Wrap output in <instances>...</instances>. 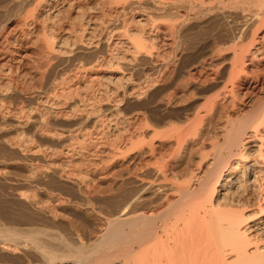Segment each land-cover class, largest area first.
Wrapping results in <instances>:
<instances>
[{"label":"bare ground","instance_id":"6f19581e","mask_svg":"<svg viewBox=\"0 0 264 264\" xmlns=\"http://www.w3.org/2000/svg\"><path fill=\"white\" fill-rule=\"evenodd\" d=\"M0 264H264V0H0Z\"/></svg>","mask_w":264,"mask_h":264}]
</instances>
